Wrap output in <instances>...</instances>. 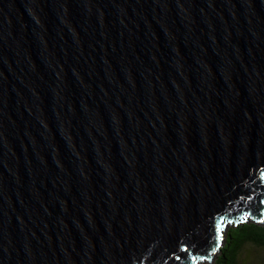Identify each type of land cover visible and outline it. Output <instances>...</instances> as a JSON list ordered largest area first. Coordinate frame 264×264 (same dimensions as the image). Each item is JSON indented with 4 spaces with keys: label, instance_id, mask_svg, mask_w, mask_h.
Returning a JSON list of instances; mask_svg holds the SVG:
<instances>
[{
    "label": "water",
    "instance_id": "water-1",
    "mask_svg": "<svg viewBox=\"0 0 264 264\" xmlns=\"http://www.w3.org/2000/svg\"><path fill=\"white\" fill-rule=\"evenodd\" d=\"M243 216L264 0H0V264H195Z\"/></svg>",
    "mask_w": 264,
    "mask_h": 264
},
{
    "label": "trees",
    "instance_id": "trees-1",
    "mask_svg": "<svg viewBox=\"0 0 264 264\" xmlns=\"http://www.w3.org/2000/svg\"><path fill=\"white\" fill-rule=\"evenodd\" d=\"M225 226L222 244L215 255L208 262L199 260L195 264H249L246 261L241 263L246 246L264 248V223L243 216L237 222L227 221Z\"/></svg>",
    "mask_w": 264,
    "mask_h": 264
},
{
    "label": "rangeland",
    "instance_id": "rangeland-1",
    "mask_svg": "<svg viewBox=\"0 0 264 264\" xmlns=\"http://www.w3.org/2000/svg\"><path fill=\"white\" fill-rule=\"evenodd\" d=\"M225 231H226V229H225ZM225 231L222 234V238L225 235ZM215 253L213 254V256L215 255ZM208 261L209 260H205V262H208ZM245 261L249 264L264 263V248L255 247V246H251V245L246 246V248L243 250V252L241 254V263H244Z\"/></svg>",
    "mask_w": 264,
    "mask_h": 264
},
{
    "label": "snow or ice",
    "instance_id": "snow-or-ice-1",
    "mask_svg": "<svg viewBox=\"0 0 264 264\" xmlns=\"http://www.w3.org/2000/svg\"><path fill=\"white\" fill-rule=\"evenodd\" d=\"M245 219H246V218H245ZM259 222H260V223H264V219H261Z\"/></svg>",
    "mask_w": 264,
    "mask_h": 264
}]
</instances>
